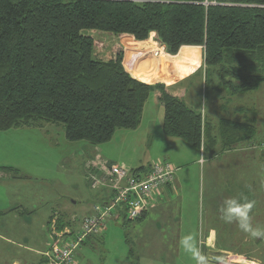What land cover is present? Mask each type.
<instances>
[{
	"label": "trees",
	"instance_id": "16d2710c",
	"mask_svg": "<svg viewBox=\"0 0 264 264\" xmlns=\"http://www.w3.org/2000/svg\"><path fill=\"white\" fill-rule=\"evenodd\" d=\"M216 1L206 7L204 0H0V132L62 124L69 142L99 146L111 142L117 130H136L153 94L164 109L166 137L203 155L254 140L264 151L256 119L222 118L213 126L186 105L184 93L135 79L123 65L122 42L108 41V36L153 40L171 56L184 47L202 48L206 95L212 71L218 79L216 92L229 99L258 91L264 83V0ZM132 61L125 65L134 66ZM150 166L131 173L147 172ZM0 173L25 178L13 167H1ZM90 186L94 189L92 181ZM104 190L107 201L95 199L87 217L67 221L61 213L52 214L47 254L56 234L75 238L94 207L112 199L113 191ZM119 214L127 218L122 206L110 218ZM95 236L101 233L89 235L78 249Z\"/></svg>",
	"mask_w": 264,
	"mask_h": 264
},
{
	"label": "rangeland",
	"instance_id": "374dc122",
	"mask_svg": "<svg viewBox=\"0 0 264 264\" xmlns=\"http://www.w3.org/2000/svg\"><path fill=\"white\" fill-rule=\"evenodd\" d=\"M94 36L103 38L99 34ZM108 41L110 45L122 42L109 36ZM134 48L125 64L148 54L155 59H163L153 55L157 47L152 44H136ZM187 53L186 49L169 62V67L180 65L183 60L193 65L189 74L181 69L182 82L178 89L186 91V105L194 110L198 106L197 111L201 112V107L207 103L208 111L215 113L216 121L222 118L237 121H246L247 117L256 119V126L260 130L258 135L263 139L264 83L258 91L229 99L226 94L216 92L218 79L215 71H212L206 95L203 55L201 52ZM142 62L141 66L135 65L139 70L138 76L132 64L130 67L126 65L128 73L138 79L154 77L160 80L162 72L155 73L154 66L147 67L146 61ZM240 108L244 113L238 111ZM145 112L143 123L137 131L117 130L111 142L99 146L87 141L69 142L62 124H45L42 128L26 130V135L18 140L20 151L13 152L18 154L17 158L11 159L20 165L25 175L34 178L32 183L20 181L15 185L10 183L11 179L6 178L3 183L0 180V206L3 209L8 207L6 188L13 192L15 188L33 184L35 190L42 191L45 196L48 194L52 203L57 202V205H70L78 200L74 211L78 219H82L80 217L93 208L96 194L101 191L91 186L89 188L92 177H109L112 164L132 172L165 160L178 170L175 176L178 179L176 191L180 192L183 200L175 205L171 203L170 213L150 212L146 219L139 222L129 221L123 214L110 218L107 230L101 236L91 238L78 249L79 263L195 264L191 254L186 253L180 244L181 238L191 233L202 254L207 257L208 264H216L213 263L216 259H220L217 264H264V238H252L236 222L229 224L220 218V209L226 199L235 197L241 202L254 201L250 222L253 228L264 229V151L259 149L257 141L230 150H242V157L237 154L224 162L219 156L203 155L180 139L166 137L162 133L164 109L155 103L153 94ZM148 126L154 130L157 126L159 130L154 139L151 135L146 141L145 128ZM3 142L4 139H0V145ZM226 152L221 150L217 154ZM201 157L204 158L203 163H200ZM5 158H0V164ZM7 161L11 163V160ZM91 161L94 162L95 172L91 171L92 168L88 169L87 164ZM177 198L173 196L172 201ZM10 202L17 203L18 200L10 197ZM18 217L15 213H9L0 222L9 226L19 220ZM212 235L216 238L209 242ZM43 255L47 256V253ZM13 256H16L14 247L0 242V264H13L15 260L26 259L24 252L19 253L23 258ZM26 262L29 263V260Z\"/></svg>",
	"mask_w": 264,
	"mask_h": 264
},
{
	"label": "crops",
	"instance_id": "0c3cea01",
	"mask_svg": "<svg viewBox=\"0 0 264 264\" xmlns=\"http://www.w3.org/2000/svg\"><path fill=\"white\" fill-rule=\"evenodd\" d=\"M136 44H139V45L147 44L149 46L150 44H152L153 46H155V43L152 40H148L145 42H136L131 39H127V40L122 41L123 50H124L123 65H125L126 63L128 52L131 53V51L132 52L135 51L134 45ZM186 49L188 50L187 55H189L190 53H196V52H201L203 55L202 48H195V47H184L180 50L177 56H171L167 54L168 56L166 55L161 60L155 59L152 55L148 54L147 56H142L135 61L134 66H133L134 73L137 74V76L139 75L138 73L139 70L138 68L135 67V65L138 64L139 66H141L143 63L142 60H145L146 61L145 64L147 67L153 68L154 66L155 73H158L161 71L163 76L160 77V80H157V79L155 80L154 77L147 78V79H144V78L138 79L134 76L133 77L135 79H138L150 85H155L159 83L165 84L168 86L169 90L174 94L184 93L183 98L185 101L186 91L178 89V87L180 86L182 82L181 69H184L185 72H188L189 74L193 70L192 68L193 65L188 63L187 62L188 60L187 61L183 60L181 61L180 65L173 64L172 67H169V62H170V59L178 58ZM184 61L186 62V64L183 66L182 63ZM154 101L157 104L155 98H154ZM148 102L149 100L147 101L144 107L141 122L137 129H139L143 123V119L146 113L145 111H146ZM197 109H198V106L196 107L195 111H197ZM238 111L240 113L242 112L244 113L243 108L238 109ZM201 113L203 114L205 121L213 124V126L219 123L218 120L220 119L216 121L215 113L208 111L207 103L205 104V106L201 107ZM162 118L164 119L163 116ZM137 129L134 131H137ZM145 129L147 131L146 141H148V138L151 135H153V139H154V136H156V133L159 130V127L156 126V129L154 130L148 126ZM26 130L28 129H13L7 132H0V139H4L3 144L0 145V158H3V156L6 157L4 161H2V163L0 164V168L1 167L17 168L20 171V173L23 176H25V178H22V179H15L13 177L11 178L12 175L8 173H1L2 174V176L0 175L1 183H3V180L6 178L11 179L10 183H12V185H15V183H19L20 181L26 182V183H32V180L34 177L25 175L22 172V168H20V165H18L14 159H11V158H17L18 154L15 155L13 154V152L20 151L18 140H20L23 135H26L24 134ZM237 151H234V152L228 151L226 153H222L221 155L215 154L214 156H217V157L219 156L220 158H222V160H224V162H226V159L228 157H234V156H237V154L238 155L240 154L242 157V154L240 152L242 150L239 151L238 149ZM7 160H11V163H8ZM93 163L94 162L91 161V162H88L87 164L88 169L92 168L91 171L96 170V168L93 166ZM112 165H117V164H112ZM177 183H178V179L175 178L174 184L171 185V187H167L165 189L164 196L162 198L160 206L152 210L151 212H162L163 214L170 213V210L172 209V208L170 209V205L172 204L175 205L178 202H181L183 200V198L181 197V194H179L180 192L176 191ZM8 184L9 183L5 185L7 186ZM88 186L90 188V184H88ZM5 190H6L8 207L6 209H3L2 206H0V220L7 217L9 213L17 214L19 216L18 217L19 220H17L14 224H10L9 226L3 225L2 222H0V242L4 244L5 246L11 245L12 247H14L16 256H13L12 258H23L19 256V253L20 254H22V252L25 253L24 258L26 259L15 260L13 264H44L43 263V259H44L43 253H46L48 251L49 246L51 244L50 243L51 238H50L49 221H50L52 214L61 213V215L67 218L66 220H70V221L73 219H78L77 217L78 214L74 211V206H78L79 201L78 200L73 201L70 205H59V204L57 205V202L52 203L51 198H49L48 194L45 196L42 191L35 190L33 184L32 185L28 184L26 185V187H22V188H15L13 192L7 191V188ZM100 190L101 191H99V193L96 194V199L106 202L108 199L109 192L107 193L105 190H103V188H101ZM173 196H176L178 198L172 201ZM10 197L17 199L18 202L11 204ZM52 205L54 206L53 208H52ZM91 213H92V207L85 216H82L80 218L87 217L91 215ZM149 213L147 214L146 217H148ZM78 226L79 224L77 225V227ZM214 238H216V236L212 235L208 241L209 242L213 241L215 240ZM208 245H210V243ZM26 260H29V263H27Z\"/></svg>",
	"mask_w": 264,
	"mask_h": 264
},
{
	"label": "built area",
	"instance_id": "2783aa9c",
	"mask_svg": "<svg viewBox=\"0 0 264 264\" xmlns=\"http://www.w3.org/2000/svg\"><path fill=\"white\" fill-rule=\"evenodd\" d=\"M216 0H204L206 7L217 5ZM153 41V40H152ZM153 55L164 58L166 48L156 42ZM125 67V65H124ZM126 71L127 68L125 67ZM128 72V71H127ZM264 148V143L261 145ZM177 168L167 161L151 164L147 172L134 174L118 166H110V176L103 178L92 177V187L99 189L110 188L114 195L103 206H95L93 216L83 221L80 233L75 238L66 239L64 235L56 234L55 243L47 254L48 264H80L75 258L79 245L91 234H100L105 230L107 219L112 211L122 206L130 221H136L150 210L158 208L164 196L165 189L175 182Z\"/></svg>",
	"mask_w": 264,
	"mask_h": 264
},
{
	"label": "clouds",
	"instance_id": "9594fccd",
	"mask_svg": "<svg viewBox=\"0 0 264 264\" xmlns=\"http://www.w3.org/2000/svg\"><path fill=\"white\" fill-rule=\"evenodd\" d=\"M203 160L204 158L201 157L200 163H203ZM254 203V201L241 202L240 199L235 197L228 198L220 209V218L225 223L236 222L238 227L252 238H264V229L253 228L250 222V213L254 207ZM180 244L186 253L191 254V258L195 261V264H208V259L202 254L193 234L184 235L180 240Z\"/></svg>",
	"mask_w": 264,
	"mask_h": 264
},
{
	"label": "flooded vegetation",
	"instance_id": "af4514ba",
	"mask_svg": "<svg viewBox=\"0 0 264 264\" xmlns=\"http://www.w3.org/2000/svg\"><path fill=\"white\" fill-rule=\"evenodd\" d=\"M218 261H220V259H216V260H215L213 263H216V264H217V263H218Z\"/></svg>",
	"mask_w": 264,
	"mask_h": 264
}]
</instances>
